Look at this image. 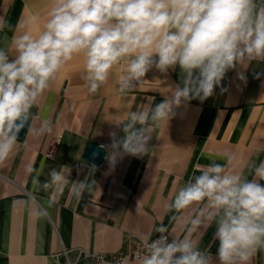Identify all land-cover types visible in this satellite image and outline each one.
Returning a JSON list of instances; mask_svg holds the SVG:
<instances>
[{"label":"crops","instance_id":"1","mask_svg":"<svg viewBox=\"0 0 264 264\" xmlns=\"http://www.w3.org/2000/svg\"><path fill=\"white\" fill-rule=\"evenodd\" d=\"M51 5L52 0H0V48L8 51L10 61L15 58L13 37L32 27L33 15L41 17L42 26ZM122 74L123 68H117L109 82L91 94L82 78L84 59L78 56L32 109L15 153L0 166V264H58L54 256L62 250L70 251L71 262L77 249L110 256L128 241L157 238L159 226L168 228L173 239L182 238L197 209L182 214L169 210L179 188L213 162L231 167V157L251 179V165L264 161V61L235 65L211 97L182 103L168 126L154 130L149 154L123 155L112 166L107 159L110 133L124 135L114 120H126L128 112L149 103L147 97L155 107L171 89L182 87L184 79L179 66L166 73L153 67L143 84L122 95ZM45 121L51 130L42 132ZM90 142L106 146L99 166L84 159ZM61 165L68 166L71 181L86 184L81 197L68 186L53 198L35 183L42 185L50 170ZM214 231L209 225L193 238L212 257V264H218ZM127 264H139V259ZM252 264H264V250Z\"/></svg>","mask_w":264,"mask_h":264},{"label":"clouds","instance_id":"2","mask_svg":"<svg viewBox=\"0 0 264 264\" xmlns=\"http://www.w3.org/2000/svg\"><path fill=\"white\" fill-rule=\"evenodd\" d=\"M40 22L33 15L32 27L13 37V60L0 48V166L15 153L32 109L78 56L84 59L82 78L91 94L121 67L122 95L143 84L153 67L166 73L179 66L184 74L183 86L171 89L155 107L147 97L149 103L128 112L126 120H114L124 135L110 133L107 159L112 166L123 155L149 154L154 130L168 126L182 103L211 97L235 65L264 61V0H52L46 21ZM50 130L45 121L41 131ZM229 164L210 163L179 188L168 207L177 214L196 208L190 227L171 242L163 235L169 229L157 227L158 239L142 238L139 264H212L193 238L209 225L215 227L218 264H252L264 250V161L251 165V179L231 157ZM67 168H53L42 185L35 183L53 198L70 186L79 198L87 186L71 181ZM121 264H127L126 257Z\"/></svg>","mask_w":264,"mask_h":264},{"label":"built area","instance_id":"3","mask_svg":"<svg viewBox=\"0 0 264 264\" xmlns=\"http://www.w3.org/2000/svg\"><path fill=\"white\" fill-rule=\"evenodd\" d=\"M163 235H167L169 237V241L173 240L167 233ZM160 235L155 238L158 239ZM153 239V240H155ZM142 241L132 240L128 241L125 248L122 251L114 253L110 256H107L103 253H96L91 254L87 253L82 249L75 250V259L73 262L69 259V252L68 250H62L59 254H56L55 261L60 264V258L63 259V264H121L122 260L126 257L127 260L129 259H139L138 253L142 252L141 247Z\"/></svg>","mask_w":264,"mask_h":264},{"label":"water","instance_id":"4","mask_svg":"<svg viewBox=\"0 0 264 264\" xmlns=\"http://www.w3.org/2000/svg\"><path fill=\"white\" fill-rule=\"evenodd\" d=\"M30 120L25 123V127L21 130V132L17 136V140H20L25 135L27 128L29 126ZM105 156V150L98 146L94 142L88 143L85 153H84V159L86 162H90L94 166H99Z\"/></svg>","mask_w":264,"mask_h":264}]
</instances>
